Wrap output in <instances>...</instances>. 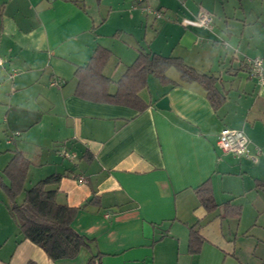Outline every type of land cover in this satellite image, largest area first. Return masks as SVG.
<instances>
[{
    "label": "crops",
    "instance_id": "crops-1",
    "mask_svg": "<svg viewBox=\"0 0 264 264\" xmlns=\"http://www.w3.org/2000/svg\"><path fill=\"white\" fill-rule=\"evenodd\" d=\"M181 1L152 8L161 12H151L152 31L175 35L156 44L147 28L139 34L150 22L146 0H0V117L14 144L0 152L8 154L1 179L15 150L30 161L29 186L62 173L56 200L80 207L72 227L88 240L75 257L53 261L16 227L0 264H87L97 254L101 264H264V84L247 62L264 58V0H236L226 10L224 0ZM199 13L209 26L181 24ZM99 45L110 51L103 67L110 92L142 50L213 75L224 100L214 108L204 86L181 81L174 66L165 75L176 84L148 76L142 112L80 98L75 71ZM162 97L165 108L156 107ZM224 126L244 132L255 161L220 151ZM63 150L74 154V167ZM205 181L217 204L211 211L194 191ZM190 227L202 237L196 253Z\"/></svg>",
    "mask_w": 264,
    "mask_h": 264
},
{
    "label": "trees",
    "instance_id": "trees-1",
    "mask_svg": "<svg viewBox=\"0 0 264 264\" xmlns=\"http://www.w3.org/2000/svg\"><path fill=\"white\" fill-rule=\"evenodd\" d=\"M109 55V49L99 45L93 50L87 63L77 67L75 95L90 101L125 105L142 112L149 106L140 94V91L147 86L148 76L151 74L156 76L161 83L176 84L177 81L165 75L166 69L174 66L179 72L181 81L195 80L204 86L214 108L224 100V96L214 86L213 75L195 71L179 57L163 56L142 50H138L134 61L115 82V91L110 92L111 81L103 73ZM29 164L30 161L20 151L15 150L2 169L8 180L7 184L1 185L9 201V213L14 218L22 239L39 246L53 261L71 259L88 243L87 238L72 227V221L80 207H72L56 200L58 183L63 176L60 172L50 173L25 188L24 182ZM194 191L199 203L208 211L217 206L208 181L203 182ZM22 192V200L18 202L17 197ZM94 199L91 198L87 203L93 202ZM235 209L237 214L238 208ZM201 242L202 237L197 230L190 227L189 252H198ZM99 256L100 254L92 256L87 264H101Z\"/></svg>",
    "mask_w": 264,
    "mask_h": 264
},
{
    "label": "rangeland",
    "instance_id": "rangeland-1",
    "mask_svg": "<svg viewBox=\"0 0 264 264\" xmlns=\"http://www.w3.org/2000/svg\"><path fill=\"white\" fill-rule=\"evenodd\" d=\"M181 2H184L183 0ZM157 0H146V2L144 3L147 7L150 9L154 8V9H157ZM224 5V9H230L231 6L233 5H236L238 6V4L236 3V0H230V2L228 0H224L223 1ZM143 5H138L139 8H141ZM173 6V5H172ZM167 10L166 9V13H167ZM144 15H147L150 22L148 23V27H146V23H143L142 25H140V32L139 34H142L144 33V30L146 29L147 30V33H148V40H154V42L157 44L158 41H162V42H166L167 40H170V42H174L175 41V35H170V33H168L167 31L164 32H161L157 35L156 31H152L151 27H150V24L152 23V21L154 20V14L151 13V12H147L146 10H144ZM241 15V12L239 11V9H236V16H239ZM231 19V18H230ZM231 23H234L232 20H231ZM224 28V27H222ZM247 28H250V27H247ZM137 30V29H136ZM248 30V29H247ZM247 30H246V33L244 34L246 36L247 34ZM155 36L157 35V37H151V36ZM168 37H166V35ZM152 38V39H151ZM228 42V41H226ZM143 45H147V43L145 41H143ZM175 43H169V45H173ZM223 53H224V50H223ZM222 53V54H223ZM113 59V58H111ZM172 69V71H175L174 68H170ZM5 131H6V127H4V124H3V119L2 117H0V152H5L7 149H11L14 147V144L13 143H7L6 142V139H7V136H5ZM70 150V149H69ZM8 154H3L0 156V167L3 166V164H5V162L7 161V157ZM63 159H64V163L68 164V166H72L74 167L73 163L76 162L77 160L76 159H72L70 160V158H67L65 156H63ZM33 169V168H32ZM35 170H31L30 174L28 177H31L32 174L34 173ZM1 181H5L7 182V179L5 177H2ZM27 181L25 182L24 184V187L25 188H28L27 186H29L27 184ZM22 197L23 195L20 194L18 197H17V201L20 202L22 200ZM239 199L241 200V197H239ZM244 200V199H243ZM244 202V201H242ZM8 205H9V201L6 197V194H5V191L2 187V185L0 184V257L1 256H6L10 253V250H11V247L13 245V242H14V235L17 233V226H16V222L14 220V218L10 215L9 213V210H8ZM248 209L247 205L244 204V212Z\"/></svg>",
    "mask_w": 264,
    "mask_h": 264
},
{
    "label": "built area",
    "instance_id": "built-area-1",
    "mask_svg": "<svg viewBox=\"0 0 264 264\" xmlns=\"http://www.w3.org/2000/svg\"><path fill=\"white\" fill-rule=\"evenodd\" d=\"M148 12H153L157 17L161 15V12L154 9L145 8ZM210 17L204 13H199L195 18H183L181 20L182 25H192V26H209ZM247 62L249 64L250 75L260 83L264 84V58L260 56H255L253 58H248ZM3 65V59L0 57V69ZM60 80L53 79L50 85H59ZM248 138L244 132L237 128L224 126L220 129L217 138V146L223 153H232L236 156H246L252 161L256 160L255 155H250L247 150ZM257 153L259 150L256 151ZM61 154L65 157L72 158L74 154L68 153L67 151H62Z\"/></svg>",
    "mask_w": 264,
    "mask_h": 264
},
{
    "label": "water",
    "instance_id": "water-1",
    "mask_svg": "<svg viewBox=\"0 0 264 264\" xmlns=\"http://www.w3.org/2000/svg\"><path fill=\"white\" fill-rule=\"evenodd\" d=\"M167 101L166 97H162L159 101L155 103L156 107L165 108V102Z\"/></svg>",
    "mask_w": 264,
    "mask_h": 264
}]
</instances>
